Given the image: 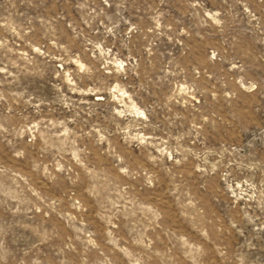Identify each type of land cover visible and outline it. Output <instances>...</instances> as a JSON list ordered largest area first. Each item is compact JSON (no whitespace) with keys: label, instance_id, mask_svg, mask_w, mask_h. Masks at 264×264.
Masks as SVG:
<instances>
[{"label":"rangeland","instance_id":"rangeland-1","mask_svg":"<svg viewBox=\"0 0 264 264\" xmlns=\"http://www.w3.org/2000/svg\"><path fill=\"white\" fill-rule=\"evenodd\" d=\"M0 264H264V0H0Z\"/></svg>","mask_w":264,"mask_h":264}]
</instances>
